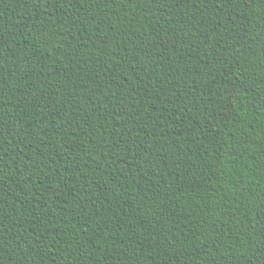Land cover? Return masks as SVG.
<instances>
[{"label": "trees", "instance_id": "1", "mask_svg": "<svg viewBox=\"0 0 264 264\" xmlns=\"http://www.w3.org/2000/svg\"><path fill=\"white\" fill-rule=\"evenodd\" d=\"M0 264H264V0H0Z\"/></svg>", "mask_w": 264, "mask_h": 264}]
</instances>
